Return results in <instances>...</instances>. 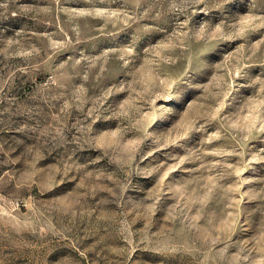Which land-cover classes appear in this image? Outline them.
<instances>
[{
    "label": "rangeland",
    "instance_id": "1",
    "mask_svg": "<svg viewBox=\"0 0 264 264\" xmlns=\"http://www.w3.org/2000/svg\"><path fill=\"white\" fill-rule=\"evenodd\" d=\"M0 264H264V0H0Z\"/></svg>",
    "mask_w": 264,
    "mask_h": 264
}]
</instances>
